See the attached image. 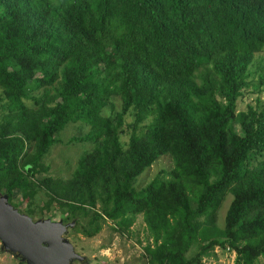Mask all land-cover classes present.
Here are the masks:
<instances>
[{
    "label": "trees",
    "instance_id": "1",
    "mask_svg": "<svg viewBox=\"0 0 264 264\" xmlns=\"http://www.w3.org/2000/svg\"><path fill=\"white\" fill-rule=\"evenodd\" d=\"M260 51L264 0H0V193L16 208L41 191L63 222L87 219L85 236L140 213L146 264H200L215 247L264 264ZM250 85L262 100L237 111ZM73 123L86 130L68 141L89 148L69 178H36ZM162 155L171 169L135 189Z\"/></svg>",
    "mask_w": 264,
    "mask_h": 264
},
{
    "label": "rangeland",
    "instance_id": "2",
    "mask_svg": "<svg viewBox=\"0 0 264 264\" xmlns=\"http://www.w3.org/2000/svg\"><path fill=\"white\" fill-rule=\"evenodd\" d=\"M255 60L260 61L257 65L250 66L252 71L249 79L251 83L256 81V74L260 68L264 69V51L255 53ZM40 91V89H38ZM256 99L262 100V93L253 90L252 86H248L242 89L240 97L236 101L237 111H243L246 109V105H254ZM129 119H127L128 121ZM78 123L68 124L58 134V141L53 144L43 160L44 165H48L46 172H39L35 174L36 178H40L49 175L53 178H59L65 180L69 178L73 171L78 156L83 150L88 149V144L84 142L68 141L73 136H79L86 130L85 127L78 128ZM172 167V160L168 155H162L158 157L149 167L141 172L133 187L138 189L145 185L153 176L160 172H168ZM165 173V174H166ZM45 196L41 191H38L33 198L22 199L18 194L12 198V203L16 205V209L23 211L26 208H31L34 212L32 219L37 218H50L57 221L62 220L64 215L55 207V203L48 208L44 207ZM231 199V195L227 194L219 208L216 211L214 217V225L217 228H221L223 225V216L227 205ZM97 208V206H96ZM40 210V211H39ZM86 218L77 217L73 220H66L64 222H73L71 227L67 228L63 237L66 238L75 253L79 254L85 260L79 262V260H73L72 264H146L144 259V246L147 243H151V238L143 223L142 216L137 213L131 225L124 230L118 231L116 225L110 220H103L100 222V229L98 232L91 236H85L80 228L87 229L85 221ZM199 243L193 242L188 251L186 257H191L198 249ZM218 249H221L218 247ZM235 258L231 263L230 259H225L221 252L217 254L213 252L209 257L202 258L200 264H234ZM263 258L258 257L256 264H262ZM0 264H24L17 257L12 256L7 252L0 251Z\"/></svg>",
    "mask_w": 264,
    "mask_h": 264
},
{
    "label": "water",
    "instance_id": "3",
    "mask_svg": "<svg viewBox=\"0 0 264 264\" xmlns=\"http://www.w3.org/2000/svg\"><path fill=\"white\" fill-rule=\"evenodd\" d=\"M72 223L32 219L9 204L6 194L0 193V251L24 264H72L73 260H83L63 237Z\"/></svg>",
    "mask_w": 264,
    "mask_h": 264
},
{
    "label": "built area",
    "instance_id": "4",
    "mask_svg": "<svg viewBox=\"0 0 264 264\" xmlns=\"http://www.w3.org/2000/svg\"><path fill=\"white\" fill-rule=\"evenodd\" d=\"M219 252H221L222 256L225 258V259H230L231 260V263L233 262L234 260V257H235V254H234V251L229 249L228 247H225L224 249H218V247H215L212 252L214 254H217Z\"/></svg>",
    "mask_w": 264,
    "mask_h": 264
},
{
    "label": "flooded vegetation",
    "instance_id": "5",
    "mask_svg": "<svg viewBox=\"0 0 264 264\" xmlns=\"http://www.w3.org/2000/svg\"><path fill=\"white\" fill-rule=\"evenodd\" d=\"M85 260L83 259V260H80L79 262H84Z\"/></svg>",
    "mask_w": 264,
    "mask_h": 264
}]
</instances>
